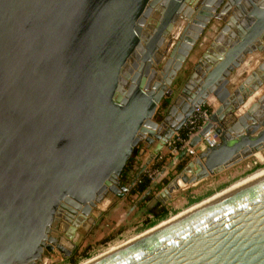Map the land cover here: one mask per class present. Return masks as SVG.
I'll use <instances>...</instances> for the list:
<instances>
[{
	"label": "water",
	"instance_id": "1",
	"mask_svg": "<svg viewBox=\"0 0 264 264\" xmlns=\"http://www.w3.org/2000/svg\"><path fill=\"white\" fill-rule=\"evenodd\" d=\"M210 1L222 0L193 18L190 0H0V264H43L54 247L66 256L92 210L108 193L128 194L205 103L215 109L160 173L175 174L160 189L159 177L150 182L147 208L264 149V93L254 98L264 58L242 66L264 50V2L223 17L174 88L209 18L231 8L210 15ZM180 18L179 40L156 66ZM212 129L217 144L199 148ZM135 149L138 170L125 185ZM86 264H264V173Z\"/></svg>",
	"mask_w": 264,
	"mask_h": 264
},
{
	"label": "rangeland",
	"instance_id": "2",
	"mask_svg": "<svg viewBox=\"0 0 264 264\" xmlns=\"http://www.w3.org/2000/svg\"><path fill=\"white\" fill-rule=\"evenodd\" d=\"M223 23H225V19H222L219 24H216L217 28L215 24H212L210 31H207L209 40L219 32V28L223 26ZM162 47H165V43ZM164 54L165 56H168L167 53ZM192 55L194 56H192L190 59L187 58L183 62L182 72L179 74V78L175 81L174 88L177 89L180 87L183 81L187 78L188 73L192 71V66H194L193 63L196 61L195 59L198 58L199 53L197 52L196 55L193 53ZM158 58L159 62H162L164 58L163 54ZM260 58H262V56ZM260 58L259 56L256 57L258 61ZM158 64L159 63H156V66ZM246 69L248 71L250 70L249 68ZM242 70L243 68L241 71ZM244 75L245 74L238 76L237 79L240 81ZM203 106L207 108L209 115L215 109V106H213L212 103H205ZM169 148L170 147L166 144L165 148L152 160L153 162L151 165L157 162H162L163 164L166 160L165 158L167 157V154L170 156V159H172L173 154L168 152V150H170ZM153 168H156L157 171H159V167L153 166L151 169ZM262 168H264V149L260 150V152L255 154V156L252 155L251 157L238 162L237 164L223 170L222 172L204 179L196 185H192L188 188L183 187V189L179 192H175V199L173 198L174 200L172 199L166 204V207L169 209V214L166 219L171 218L175 214L188 209L192 205L205 200L214 194L222 192V190L230 187L232 184H235L244 178H247ZM107 196H111L108 198V200H110V203H112L108 204L106 199L103 203H101V205L97 206V216H100L98 223L92 226L89 231L87 230L84 236H78L77 245L78 248H80V251L78 255H75V259L77 261L76 264H81L93 257H96L111 247L124 244L128 242L129 239L132 240L133 237H136L140 233L150 228H147L146 226L143 227V224H145L143 222L145 221L138 222L143 223L142 225L138 223L137 225L136 223L133 225V222L136 221L135 219L132 220L131 224L129 218L125 219L128 205L132 204V202H130L131 199H135L134 195H128L127 197L121 198L120 200H114L112 198L114 195L110 193L106 195V198ZM158 223L159 222L156 224ZM51 254L52 257L50 258L49 254V259H47L43 264H72L67 262V260H63L61 256L62 254L57 249H54V251L52 250Z\"/></svg>",
	"mask_w": 264,
	"mask_h": 264
},
{
	"label": "flooded vegetation",
	"instance_id": "3",
	"mask_svg": "<svg viewBox=\"0 0 264 264\" xmlns=\"http://www.w3.org/2000/svg\"><path fill=\"white\" fill-rule=\"evenodd\" d=\"M190 1H191L190 4H187V6H191L193 8V12H191L190 16L193 17V18H195L196 17V14H197V11L200 9V6H202L207 0H190ZM247 1H250L252 3H259V2L262 3V2H264V0H222L219 4H217V6H215L214 4H211V7H214V10H215L212 13L215 14V15H219V13L221 12L222 8H224L225 4L228 3V2L231 3V8L229 10H227V13L225 12V13H223L219 17L218 16H211L209 18L206 26L203 28V31L199 34L198 38L195 40V42L191 46V49L189 51V54H188V56L185 57V60L187 58L190 59L192 56H194V55H192L193 53L196 55L197 52H198L199 53L198 58H196L195 59L196 61L193 63L195 65L197 63V61L202 57V55L207 51V49L210 48V45H211V43L213 42V40H214V38L216 36L215 35L210 40H209V38L207 36V31H210L212 24H215V25L216 24H219L220 21H222L223 17H225V18L228 19L232 15L233 8H235L236 5H238V4L244 5V3L247 2ZM214 2L216 3V1H214ZM180 14H182V12H180ZM182 23H186V21H185L184 18H180L179 22L174 23V27H173V31H172L171 35H169V36L166 37V40L170 39V42L169 43L166 42L165 43V47L161 51V53L164 56L163 59H165V57H166L164 53L169 54V52L172 50V48L175 45V43L177 42V40H179L180 33H181V31H179V30L181 28H183V27H181V24ZM224 24L225 23H223V25ZM216 28H217V25H216ZM221 29H222V26L219 28V30H221ZM168 37H170V38H168ZM257 56H259V58L262 56V58H260V60L258 61L256 59ZM257 56L254 57V59H252L251 62H249L248 60H246L243 63L242 66H249L248 67L249 69H251V68H253L255 66H258L262 62V60L264 58V50L262 52H260ZM255 62H257V63H255ZM162 65H163V63L162 62H159V64L157 66H162ZM243 77H242V79H243ZM262 93H264V84L262 85V87H260L258 89L257 95L254 98L256 99L257 96L261 95ZM141 174L138 176V179L137 180H139V178L142 175H144V174H142V175ZM134 175H133V177H134ZM121 182L123 184H125V185L128 184V183L123 182L122 179H121ZM134 185L131 187V189L134 187ZM130 192L131 191H129L128 194H124L119 199L124 198V197H127L128 195H131ZM134 195L136 196V198L134 200H131L130 201V202H132V204L128 205L127 212L125 214L126 215L125 219L129 218L130 224H131V222H132L133 219L136 220V221L133 222V225H134V223H136V225H137L138 222L146 221L147 219L151 218V213H150L151 210H155V209L159 208L160 206H165L166 207V204L163 205V204L160 203V206H159V203L157 202V203H154L150 207L147 208V204L150 202V200L153 197L154 193L153 194L152 193L145 194V192H143L142 194H134ZM146 195H151V196H150V198H148V199L145 200ZM141 196H143V198L136 204V201ZM109 197H111V196H107L106 199L108 200ZM112 197L117 198L116 196H112ZM103 202H104V200H103ZM111 203L108 202V204H111ZM99 205H101V204H99ZM92 212H93V214L96 217H94L93 215L91 217L90 216H87V219L83 222V223H86L88 227L86 228L85 226L80 225L76 229V231H75L76 234L73 236V239H71L69 241V243H66L65 248L67 249L68 254L66 256H64L63 254L61 255L63 260H67V262L70 263V260L75 259V257H76L75 255H78V253L80 251V248H78V245H77L78 236H84V234L86 233V231L87 230L89 231L92 228V226H94L95 224H97L98 223V220H100V216H97V207L95 209H93ZM102 214H104V213H102ZM88 218H90L89 221H88ZM143 223H138V224H141L142 225ZM81 231H83V232H81ZM62 236H63V233H59L58 236L56 237L57 242L59 244H61V245L63 244V241H62V238H61ZM54 249H56V248L54 247L53 248V251H54ZM51 252L52 251L48 252V255L45 257V260L49 259V254H50V258L52 257L51 256L52 255Z\"/></svg>",
	"mask_w": 264,
	"mask_h": 264
},
{
	"label": "built area",
	"instance_id": "4",
	"mask_svg": "<svg viewBox=\"0 0 264 264\" xmlns=\"http://www.w3.org/2000/svg\"><path fill=\"white\" fill-rule=\"evenodd\" d=\"M208 118H209V112L207 108H205V106L202 105L196 108L190 114V116L185 120L181 128L175 132V136L167 142V145L170 147L169 148L170 150H168V152H170L171 154H176L179 150H181L183 145H186L188 140L192 136L197 134V132L201 129L202 125L208 120ZM182 132H185L184 138L181 137ZM218 140H219L218 135L212 129L205 132L201 136L199 146H201L202 148L213 147L217 144ZM195 153H196L195 148L190 147L188 149V154H195ZM151 163L149 165H151ZM157 172L158 171L156 168L147 169L144 175H146L148 178L152 180Z\"/></svg>",
	"mask_w": 264,
	"mask_h": 264
},
{
	"label": "trees",
	"instance_id": "5",
	"mask_svg": "<svg viewBox=\"0 0 264 264\" xmlns=\"http://www.w3.org/2000/svg\"><path fill=\"white\" fill-rule=\"evenodd\" d=\"M181 137L184 138L185 137V132L181 133ZM138 165V160H137V149L134 150V153L132 154V156L128 159V161L126 162L120 178L122 179L123 182L125 183H129L132 180L133 174L137 168ZM162 165V162H157L155 164H153V166L156 167H160ZM182 167V164L179 166V168ZM151 179L148 178L146 175H142L139 180H137L135 182L134 187L130 190V194L134 195V194H142L143 192H145L147 190V188H149ZM167 181H164L163 183H166ZM161 188V187H159ZM151 195H146L145 200L150 198ZM160 206V203H159ZM151 218L147 219L143 224V227H151L153 225H155L157 222H160L164 219H166L168 217L169 214V209L165 206H160L159 208L155 209V210H151ZM70 263L72 264H76L77 261L76 259L70 260Z\"/></svg>",
	"mask_w": 264,
	"mask_h": 264
},
{
	"label": "bare ground",
	"instance_id": "6",
	"mask_svg": "<svg viewBox=\"0 0 264 264\" xmlns=\"http://www.w3.org/2000/svg\"><path fill=\"white\" fill-rule=\"evenodd\" d=\"M207 2H208V0H207ZM211 3H213V2L210 1V3H209L210 5H209V6L207 5L209 8H208V9H205L210 15H212V12L214 11V10H213L214 7H211ZM204 7H206V6H204ZM205 16H206V15H205ZM207 16H208V15H207ZM208 17H209V16H208ZM205 21H206V20H205ZM262 34L264 35V31H263ZM257 39H259V38H257ZM209 55H210V54H209ZM212 57H213L212 55L209 56V58H211V59H212ZM175 60H176V58L174 57L172 62H174ZM203 61H204L205 63L208 64V60H207V59H204ZM259 152H260V151H257V152H255V154H257V153H259ZM255 154H254V155H255ZM263 173H264V168H262V169L258 170L257 172L251 174V175L248 176L247 178H244V179H242V180L236 182L235 184H232L230 187H228V188L222 190V192L217 193V194H214L215 196L212 195L211 197H209V198H207V199H205V200H203V201H201V202H199V203H197V204H195V205L189 207L188 209H185L184 211L175 214V215L172 216L171 218H168V219H165V220L159 222V223L156 224L154 227L145 230L144 232L140 233V234L137 235L136 237L141 236V235H143V234H145V233H147V232H149V231H151V230H153V229L159 227L160 225H162V224L168 222L169 220H171V219H173V218H175V217H177V216H179V215H181V214H183V213H185V212H187V211H189V210H191V209H194V208L200 206L201 204H204V203L208 202L209 200H211V199H213V198H215V197H217V196H219V195H221V194H223V193H225V192H227V191H230V190H232V189H235V188H237L238 186H242V185H244L245 183H247V182L251 181L252 179H254V178L260 176V175L263 174ZM64 222H65V221H64ZM75 233H76V232H75ZM136 237H133V239L136 238ZM67 239H68V238H67ZM62 241H65V239L63 238ZM126 241H127V240H126ZM129 241H130V239L128 240V242H129ZM126 243H127V242H126ZM124 244H125V243H124ZM121 245H123V244H121ZM121 245L111 247V248L107 249V251H105V252L99 254L98 256L93 257V258H91V259H89V260H87V261H85V262H83V263H81V264H86V263H88V262H90V261H92V260L98 258L99 256H102V255H104V254H106V253H108V252H110V251L116 249L117 247H119V246H121ZM53 247H54V245H53ZM43 261H46L45 258L43 259Z\"/></svg>",
	"mask_w": 264,
	"mask_h": 264
},
{
	"label": "crops",
	"instance_id": "7",
	"mask_svg": "<svg viewBox=\"0 0 264 264\" xmlns=\"http://www.w3.org/2000/svg\"><path fill=\"white\" fill-rule=\"evenodd\" d=\"M184 146L185 145H183V147L181 148V150L184 148ZM181 150H179L176 154H173V156H176ZM196 150V153L198 152L197 151V149H195ZM164 153H166V152H164ZM194 155V154H193ZM193 155H190V154H188V157H192ZM255 156V155H254ZM168 157H169V159H168ZM166 160L164 161V163L158 168L159 169V171L156 173V175H155V177L152 179V181H154L155 180V178L156 177H159V179H160V181H159V183L157 184V189H160L159 187H163L164 185H165V183H163L164 181H168L172 176H173V174H175V172L174 171H171V170H167V171H165L164 173H162V175H160V173H161V170L162 169H164L165 168V166L169 163V161L171 160L170 159V156H168V154H167V157L165 158ZM154 164V163H153ZM153 164L152 165H149V166H147L146 168H145V170H143V173L142 174H145V172H146V170L147 169H151V167H153ZM137 170H138V167L136 168V170H135V172H134V174L137 172ZM133 174V175H134ZM141 174V175H142ZM212 177V176H211ZM204 180V179H203ZM203 180H201V181H203ZM201 181H199V182H201ZM199 182H197V183H199ZM197 183H194V184H192V185H196ZM192 185H190V186H192ZM190 186H185V188H188V187H190ZM183 188H181L180 190H182ZM180 190H178L177 192H179ZM155 192V189H153L152 190V193H154ZM135 196V195H134ZM133 197V196H132ZM131 197V198H132ZM175 197V194L172 196V198L170 199V200H172L173 198ZM114 200H120V199H118V198H114V197H112ZM134 198V197H133ZM135 198H136V196H135ZM175 199V198H174ZM173 199V200H174ZM132 200V199H131ZM169 200V201H170ZM169 201L167 202V203H169ZM107 202H110V200H107ZM166 203V204H167Z\"/></svg>",
	"mask_w": 264,
	"mask_h": 264
}]
</instances>
